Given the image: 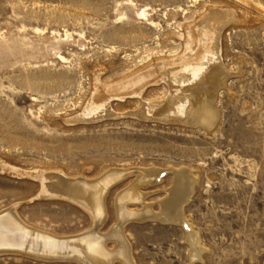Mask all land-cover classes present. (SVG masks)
<instances>
[{
	"label": "rangeland",
	"instance_id": "1",
	"mask_svg": "<svg viewBox=\"0 0 264 264\" xmlns=\"http://www.w3.org/2000/svg\"><path fill=\"white\" fill-rule=\"evenodd\" d=\"M203 26L227 73L208 130L186 122L189 104L166 81L210 63L208 43L186 52L189 29ZM104 101L113 113L97 108ZM155 104H166L159 116L147 110ZM0 162V213L17 204L29 226L67 237L91 231L89 213L39 198L40 180L12 168L92 180L160 169L162 181L143 186L158 213L171 169L187 168L196 183L182 213L201 256L183 225L147 218L125 225L136 263L264 264V0H0ZM135 180L107 193L102 234ZM0 264L76 263L2 255Z\"/></svg>",
	"mask_w": 264,
	"mask_h": 264
},
{
	"label": "bare ground",
	"instance_id": "2",
	"mask_svg": "<svg viewBox=\"0 0 264 264\" xmlns=\"http://www.w3.org/2000/svg\"><path fill=\"white\" fill-rule=\"evenodd\" d=\"M207 26L189 29L190 38L186 52L191 53L199 42L208 43L210 63L205 61V64L203 63L199 68L191 72L180 73L175 79L167 78L166 81L172 94L184 97V101L186 100V103L189 104L186 122L208 130L217 119L213 103L218 89L225 82L227 73L221 63L220 42L216 37L217 34H214L213 38L210 37ZM210 43L214 46L213 52L209 50ZM177 85H181L180 88ZM143 91L142 88L136 95H141ZM107 105L108 101L101 104L96 103L97 108L104 106L106 112H112ZM165 105H148L147 110L159 116L165 110ZM144 110L145 108L142 109V111ZM0 163L2 164V162ZM12 171L14 175L40 180L39 198L61 199L84 209L92 217L90 218L93 219V227L85 234L68 237L52 235L23 222L16 204L0 213V256L19 255L39 261H70L76 264H115V261H119L121 264H137L125 234V225L132 220L142 221L147 218L183 225L188 230L193 257L201 256L200 251L202 250L198 247L199 242L194 237L192 225L182 213L184 204L189 197L191 198L190 195L196 183V178L187 168L171 169L175 182L172 188L167 190V198L159 203L161 207L159 213L152 208V204L146 201L147 193L143 191V186L162 181V174L165 171L160 169H113L94 180L89 179L83 173L77 177H71L65 173H59L60 171L57 170L56 172L51 170L30 172L12 168ZM7 172L10 173V171ZM131 172L135 174L136 180L118 195L116 200L117 223L108 233L109 235H104L101 233L100 225L107 214L106 195L117 182L127 177ZM137 206L141 209L132 208ZM109 242L114 245L111 249L108 247Z\"/></svg>",
	"mask_w": 264,
	"mask_h": 264
}]
</instances>
